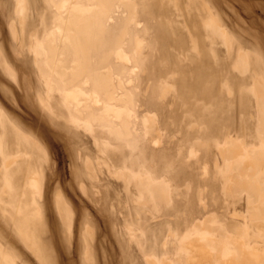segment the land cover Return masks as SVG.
Here are the masks:
<instances>
[{
  "label": "rangeland",
  "instance_id": "rangeland-1",
  "mask_svg": "<svg viewBox=\"0 0 264 264\" xmlns=\"http://www.w3.org/2000/svg\"><path fill=\"white\" fill-rule=\"evenodd\" d=\"M46 1L18 11L0 0V264L262 255L264 0H141L106 27H72L79 53L47 37L59 11ZM119 46L131 61L117 59ZM75 60L131 115H108L93 85L81 109L64 100Z\"/></svg>",
  "mask_w": 264,
  "mask_h": 264
},
{
  "label": "bare ground",
  "instance_id": "bare-ground-1",
  "mask_svg": "<svg viewBox=\"0 0 264 264\" xmlns=\"http://www.w3.org/2000/svg\"><path fill=\"white\" fill-rule=\"evenodd\" d=\"M46 2H47V4L50 5L51 8L52 7L54 8L53 11H59V12H57L55 14V17H53V19L56 20L58 26L56 25L57 28L54 29V30L51 29V31L49 32V34L47 35V37L50 40H52V41H56V39H58V37L59 38H64V40L67 41V42H69L71 44V46L73 45L76 53H79V51L77 49H80V46L78 44H75L74 43V41H73V38L74 37H72L71 34L69 33V30H71L72 27L73 28L74 27H77L79 29L84 30L85 29V26H87V29L89 30L92 25H97V26H101L103 28V27H106L107 25H111L114 22H116L120 11H139L141 9V0H60V1H58V0H47ZM86 2H88V4ZM17 3H18L17 4L18 11H28V8L29 7L30 8L31 7L34 8V5H38L39 0H32V1H30V0H18ZM32 11H35V10H32ZM93 11H97V12L95 13ZM129 18L131 20H133L132 15H130ZM65 28H66L67 32L64 31ZM138 40H139L138 41L139 42L138 49H142L143 48V45L141 43V40L140 39H138ZM41 42L42 43L40 44V46H41V48L43 50L42 51V54H44V56H47L49 53L46 50L45 41H41ZM114 53H115V56L117 57V59H119V60H124V61H127V62L131 61V58H130L129 54L123 49L122 46H119ZM55 69H56V67H53V70H55ZM138 69H140V67L135 68L133 70H138ZM72 71H73V73L75 75H74V77L72 76L71 81L76 82L77 87L75 89H73V90H65L63 92L64 93V100H66L69 103L74 104V106H76L78 109H81L82 107H81L80 104H81V99H82L81 94L83 93V89H84L85 86H92L93 85V86H96L99 89V91L97 90V92L91 93L89 95V97L96 104H99V103H101L103 101V103L105 105L106 113L108 115L113 114L114 116H120L122 113H127L128 115H131V110L119 109V108H117V107L114 106L115 105L114 104V99L116 98V95L115 94L111 93V94H109V96H107L106 99L102 98V96L100 94V89H106L104 87L103 79H100L99 77H95L94 70L92 68H90L89 66H87L86 63H84L81 60H75L73 66H72ZM89 72H90V75L91 76L88 75V76L84 77L81 74V73L88 74ZM52 81H53L52 83L55 86V88L58 87L61 90L60 85H59L60 82H58V81H56L54 79ZM65 81L66 80H62V82H65ZM120 83H122V82H120ZM120 87H122V86H120ZM106 90L108 92V89H106ZM130 100L133 101L134 98L131 96L130 97ZM122 110H124V111H122ZM75 118H76V120H79L77 117H75ZM144 119H145V122H146V120H148V117L147 118L144 117ZM145 125H146V123H145ZM104 126L106 128H108L110 132H113L112 127H108L106 125H104ZM263 129H264V127H263ZM106 143H107V146H111L112 147V142L111 141H107ZM238 144H239V142H238ZM238 144H237V147H238ZM232 147L238 149L235 146H232ZM226 148H227V146H226ZM241 149L242 148L240 146V150L239 151H241ZM261 151L262 150L260 149V152ZM233 152H234V150H233ZM237 153H238V150H237ZM232 155H234V154H232ZM250 158H249V160H250ZM247 160H248V158H247ZM247 163H251V162L248 161ZM251 164L254 165L255 164V161H253V163H251ZM245 167L246 166L243 165V167L241 168V170H244L245 171V169H246ZM255 168H257V167L255 166ZM249 170L252 173V172H255V171H252V170H256V169H249ZM242 173H243V171H242ZM244 174H245V172H244ZM249 174H250V172H249ZM237 176L238 175H236V178H237ZM239 178L240 177H238V180H240ZM246 178L247 177H244V180ZM250 181H251V183H253L252 180H250ZM159 182H160V185H159V183L156 185L157 187L159 186L158 188L154 186L155 188L159 189V191L157 190L156 192L157 193L160 192L162 196L167 195V197H168L169 196V193H170V186L167 185L166 182L165 183L164 182H161V181H159ZM235 182H237V180H235ZM240 182H242L241 184H243L244 181L242 180ZM247 182H248V185H249L250 183H249L248 179H247ZM235 184H237V183H235ZM244 184H246V182ZM245 187H248V186H245ZM257 189H258V191H263V186L261 184V181L259 182V184H257L256 190ZM256 194H258V193H256ZM161 195H160V197H161ZM157 207L158 206H156V209H157ZM251 216H253V215H251ZM254 216H256V214ZM197 232H200V231H197ZM263 233H264V231H263ZM200 243H201V241H200ZM196 245H199L200 246L202 244H195L193 246H196ZM246 249L247 250H246L243 258L245 260H255L258 255L256 254V252L255 253L252 252L253 251V248L251 249L252 251H249L250 249H248L247 247H246ZM252 253H254V254H252ZM263 254H264V252L262 253V255H259V256H262V257H260V259L261 258H264ZM191 255H193V254H191ZM195 256L196 255L194 254V257ZM259 256L257 257V259H259ZM243 258L242 257L235 256V255L234 256H231L230 255L228 258H226V260L228 261V264H243L242 263L243 260H244ZM260 259H259L258 263H260ZM199 261H201V260L199 259ZM192 262H194V259H193ZM254 262L257 263L256 261H253L252 263H254ZM218 263L219 262H217V264ZM152 264H154V263L152 262Z\"/></svg>",
  "mask_w": 264,
  "mask_h": 264
}]
</instances>
